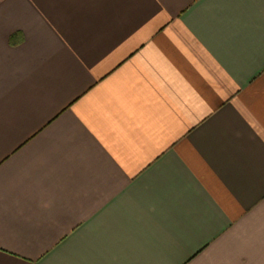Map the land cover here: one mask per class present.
Segmentation results:
<instances>
[{"label": "crops", "instance_id": "0c3cea01", "mask_svg": "<svg viewBox=\"0 0 264 264\" xmlns=\"http://www.w3.org/2000/svg\"><path fill=\"white\" fill-rule=\"evenodd\" d=\"M0 264H264V0H0Z\"/></svg>", "mask_w": 264, "mask_h": 264}]
</instances>
